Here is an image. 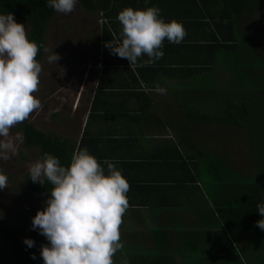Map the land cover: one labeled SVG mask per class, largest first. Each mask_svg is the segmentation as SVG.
<instances>
[{"label":"trees","instance_id":"obj_1","mask_svg":"<svg viewBox=\"0 0 264 264\" xmlns=\"http://www.w3.org/2000/svg\"><path fill=\"white\" fill-rule=\"evenodd\" d=\"M77 1L88 14H94L106 12L117 1L123 0ZM161 1L175 3V0ZM180 1L191 4L184 11L189 16L193 15V22L189 20L187 24L181 17L176 21L184 29L193 31V35L186 33L180 44L170 43L169 50L175 51L179 62L187 66L186 76L190 83L177 87L178 101L172 109L173 115L164 114L163 118L164 122L174 127L175 139L184 146L181 147L186 154L180 153L173 145L178 150L176 156H172L171 148L169 151L159 150L163 152L160 154L162 157L155 155L162 166L167 165V176L176 172L179 181L171 178L168 181L162 179L160 184L156 181L137 184H155L157 188L179 185L199 192H202L200 189L206 190L212 217L217 226L221 225L217 228L219 231L249 233L260 230L256 222L261 216L256 208L257 204L264 203V0ZM8 13L13 15L14 20L28 25V39L39 48L35 59L41 61L48 26L56 11L46 7L45 0H0V14ZM102 40L104 42V38ZM123 60L130 65L127 59ZM189 60L194 61V65ZM221 62L225 64L223 68ZM104 68L95 92V102L107 91ZM179 77L180 81L186 80L181 79L182 75ZM134 112L135 116L139 114ZM145 113L148 112H143L141 119L148 122ZM95 118L96 109L93 110L92 106L80 142L46 134L27 121L20 123L19 130L27 149L40 148L41 157L47 152L58 157L64 166L70 163L74 152L84 148L105 170V160L121 171L129 165L138 166L141 161L150 159L147 155L132 156L131 143L138 142L134 135L120 139L118 132H111L109 135L112 136L106 142L112 143V147H105L104 137L107 135L101 136V133L91 130ZM239 146L240 156L234 157L233 152L238 151ZM130 160L133 164L129 163ZM121 173L123 177H130L124 176L123 171ZM130 181L127 180L129 184ZM131 185L126 194L129 198L127 208H139L145 204L141 200L143 195L136 188L135 196L139 197L135 198L138 200L131 201V193L134 192ZM25 186L42 198L50 194L48 189L51 185L33 183L28 175ZM224 238L227 239L225 242L233 244L227 233ZM30 239L34 241L33 247L22 246L17 233L0 219V241L9 247L15 264H38L41 245H46L48 241L44 244L35 231ZM219 240L223 239L220 237Z\"/></svg>","mask_w":264,"mask_h":264},{"label":"crops","instance_id":"obj_2","mask_svg":"<svg viewBox=\"0 0 264 264\" xmlns=\"http://www.w3.org/2000/svg\"><path fill=\"white\" fill-rule=\"evenodd\" d=\"M150 1V3L147 0L117 1L106 12H97L101 19L99 48L101 67L98 71L97 85L103 74L104 58L107 57V65L104 68L107 91L102 93L95 102L96 87L90 101L88 115L92 106L93 110L96 109V118L91 130L94 133H101V136L107 135L104 137V142L111 138L112 135H109L111 132H118L120 139L134 135L138 142L131 143L132 156L150 157V159L147 158V162L141 161L138 166L129 165L121 169L124 176H130L124 178L132 180L130 184L132 183L134 192L131 193L130 200H138L135 198L139 197L135 196L136 188H138L139 193L143 195L141 200L145 204L135 209L127 208L123 213L119 226L123 247L112 257L113 264H264V230H253L249 233L219 231L217 228L221 225L217 226L216 220L212 217V207L209 205L206 190L200 189L202 192H199L193 188L179 187V185L157 188L155 184H137L141 181L149 182V184L156 181L160 184L162 179L168 181L171 178L179 181L176 172L167 176V165L162 166L161 161L157 160L159 157L155 158V155L163 153L159 150L169 151L170 148L172 156L178 154L175 148H178L180 153L186 154L181 147L183 145L178 144L175 139L173 126L164 122L163 118L164 114L173 115L172 109L178 101L177 86L190 83L189 77L186 76L187 66L179 62L175 51L169 50L170 43L165 39L162 48L163 57L147 67L127 65L123 58L111 54L105 47L108 42L120 41L121 25L117 16L121 10L128 7L144 9L157 6L165 22L176 21L179 17L186 20L187 24L189 20L193 22L191 17L193 15L189 16L184 11L189 9L191 4L180 0H175V3ZM185 30L187 34L193 35L190 29ZM107 50V56H105ZM146 59V56L140 58V60ZM189 61L194 65V61ZM137 68H140V71L144 70L140 72ZM180 75H182L181 79L186 80L180 81ZM158 88L166 91L161 93ZM134 111H138L141 115L135 116ZM146 111L148 122L141 119L142 113ZM88 115L81 129L80 138L76 139V142H80L82 138ZM117 143L120 144V142ZM104 144L105 147H112L110 146L112 143ZM129 163L133 164L131 160ZM186 179L188 180V176ZM225 233L230 236L232 245L225 242L227 240L224 238ZM203 235L207 237L204 238ZM39 237L45 244L46 238L42 235ZM220 237L223 240H219ZM39 257L38 264H43L42 257Z\"/></svg>","mask_w":264,"mask_h":264},{"label":"clouds","instance_id":"obj_3","mask_svg":"<svg viewBox=\"0 0 264 264\" xmlns=\"http://www.w3.org/2000/svg\"><path fill=\"white\" fill-rule=\"evenodd\" d=\"M77 0H45V6L69 14ZM157 6L121 10L120 41L105 44L110 53L126 58L131 65L147 67L160 60L165 39L180 44L186 31L180 22H165ZM38 46L29 41L25 25L11 13L0 14V159L18 153L20 134L10 129L40 109L34 96L38 90L41 64L35 59ZM146 56V60H140ZM53 51L49 62H57ZM139 60V63H138ZM161 93L166 90L158 88ZM101 163L86 148L73 153L67 166L45 152L28 168L33 183L49 184L50 193L42 210H37L31 228L46 238L41 245L43 264H113L112 257L123 247L119 226L128 207L129 183L113 163ZM7 176L0 173V190L7 187ZM261 216L257 226L264 230V203L257 204ZM29 248L34 241L25 238ZM35 259V255L32 256Z\"/></svg>","mask_w":264,"mask_h":264},{"label":"rangeland","instance_id":"obj_4","mask_svg":"<svg viewBox=\"0 0 264 264\" xmlns=\"http://www.w3.org/2000/svg\"><path fill=\"white\" fill-rule=\"evenodd\" d=\"M100 20L99 13L88 14L78 1L71 13L56 12L51 20L45 37L44 56L39 61L40 82L34 93L41 107L25 120L39 131L72 140L80 138L101 67ZM15 21L25 25L28 38V25ZM53 51L59 59L50 63ZM221 63L223 68L225 64ZM19 125L10 129L11 136H22ZM23 142V137L17 141L16 155L10 154L7 160L0 159V173L8 178L7 187L0 190V219L17 233L22 246H26L23 241L30 238L33 231L40 235L31 228V220L37 210L43 209L47 198L37 196L25 186L28 168L41 155L40 148L27 149ZM237 150L233 152L234 157L240 156L241 147ZM0 264H15L9 247L2 241Z\"/></svg>","mask_w":264,"mask_h":264}]
</instances>
